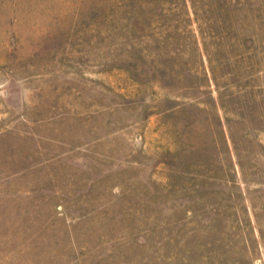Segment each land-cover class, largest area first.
<instances>
[{
    "label": "rangeland",
    "instance_id": "374dc122",
    "mask_svg": "<svg viewBox=\"0 0 264 264\" xmlns=\"http://www.w3.org/2000/svg\"><path fill=\"white\" fill-rule=\"evenodd\" d=\"M0 264H264V0H0Z\"/></svg>",
    "mask_w": 264,
    "mask_h": 264
}]
</instances>
